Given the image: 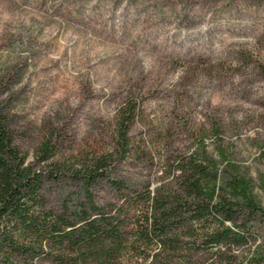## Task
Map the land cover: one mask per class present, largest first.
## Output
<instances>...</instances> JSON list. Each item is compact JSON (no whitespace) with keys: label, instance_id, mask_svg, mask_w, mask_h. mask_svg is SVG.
I'll return each mask as SVG.
<instances>
[{"label":"rangeland","instance_id":"obj_1","mask_svg":"<svg viewBox=\"0 0 264 264\" xmlns=\"http://www.w3.org/2000/svg\"><path fill=\"white\" fill-rule=\"evenodd\" d=\"M128 98L136 117L121 155ZM0 108L28 160L54 145L60 172L42 194L56 213L85 199L73 174L90 154H113L109 178L128 194L178 186L172 162L201 150L222 182L218 146L264 208V0H0ZM91 189L98 205L123 201L108 180ZM245 223L254 238L232 252L246 261L264 247V218ZM199 252L198 264L214 259Z\"/></svg>","mask_w":264,"mask_h":264},{"label":"trees","instance_id":"obj_2","mask_svg":"<svg viewBox=\"0 0 264 264\" xmlns=\"http://www.w3.org/2000/svg\"><path fill=\"white\" fill-rule=\"evenodd\" d=\"M116 123L118 153L128 147V127L136 105L128 98ZM221 182L218 162L205 150L175 159L170 171L178 186L159 183L153 190L124 193L122 181L109 178L113 154H90L74 170L85 199L59 213L47 208L42 187L45 178L60 172L51 160L54 145L43 141L30 161L15 143L0 108V264H198L213 251L208 264H264V247L240 260L233 247L253 239L247 220L264 218V208L252 194V179L228 160ZM108 180L121 193L122 203L98 205L92 187ZM259 186L264 193V172ZM209 254V253H208Z\"/></svg>","mask_w":264,"mask_h":264}]
</instances>
